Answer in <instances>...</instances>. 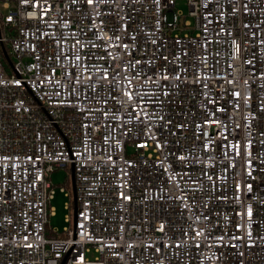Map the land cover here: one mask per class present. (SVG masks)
<instances>
[{
  "label": "built area",
  "instance_id": "obj_1",
  "mask_svg": "<svg viewBox=\"0 0 264 264\" xmlns=\"http://www.w3.org/2000/svg\"><path fill=\"white\" fill-rule=\"evenodd\" d=\"M0 264H264V0H0Z\"/></svg>",
  "mask_w": 264,
  "mask_h": 264
},
{
  "label": "rangeland",
  "instance_id": "obj_2",
  "mask_svg": "<svg viewBox=\"0 0 264 264\" xmlns=\"http://www.w3.org/2000/svg\"><path fill=\"white\" fill-rule=\"evenodd\" d=\"M176 10H180L184 14L186 20L194 22V19L189 16V6L185 1H178L176 5ZM184 19L181 18V22ZM70 169H60L51 174V182L56 186V194L54 200L51 202V207L55 209V215L50 218V232L55 234V231L61 233L64 229L73 226L74 208L67 209V203L73 202V198L66 197L65 194L60 192V188L65 186L69 181ZM67 187V186H66ZM70 190V188H68ZM67 216H70L71 222H68ZM57 236V234H55Z\"/></svg>",
  "mask_w": 264,
  "mask_h": 264
},
{
  "label": "water",
  "instance_id": "obj_3",
  "mask_svg": "<svg viewBox=\"0 0 264 264\" xmlns=\"http://www.w3.org/2000/svg\"><path fill=\"white\" fill-rule=\"evenodd\" d=\"M72 189H73V199H74V221L76 219V214H77V199H76V187H75V179H74V174H73V169H72Z\"/></svg>",
  "mask_w": 264,
  "mask_h": 264
},
{
  "label": "trees",
  "instance_id": "obj_4",
  "mask_svg": "<svg viewBox=\"0 0 264 264\" xmlns=\"http://www.w3.org/2000/svg\"><path fill=\"white\" fill-rule=\"evenodd\" d=\"M66 186H67V188H70V179H69V181L66 183V185L64 187H66Z\"/></svg>",
  "mask_w": 264,
  "mask_h": 264
},
{
  "label": "snow or ice",
  "instance_id": "obj_5",
  "mask_svg": "<svg viewBox=\"0 0 264 264\" xmlns=\"http://www.w3.org/2000/svg\"><path fill=\"white\" fill-rule=\"evenodd\" d=\"M88 2H89V4H91L92 3V0H88ZM237 95H239V94H237ZM249 215H251V212L249 211Z\"/></svg>",
  "mask_w": 264,
  "mask_h": 264
}]
</instances>
